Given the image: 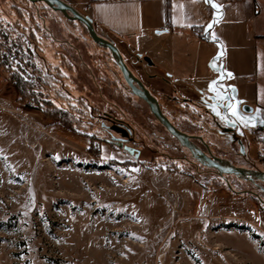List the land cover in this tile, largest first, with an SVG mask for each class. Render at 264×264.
<instances>
[{"label":"rangeland","instance_id":"374dc122","mask_svg":"<svg viewBox=\"0 0 264 264\" xmlns=\"http://www.w3.org/2000/svg\"><path fill=\"white\" fill-rule=\"evenodd\" d=\"M0 22L1 62L24 75L40 66L32 37L51 65L60 56L73 65V96L112 113L108 55L83 26L23 0H0ZM17 98L4 66L0 264H264V208L252 198L149 171L103 141L108 133L70 134Z\"/></svg>","mask_w":264,"mask_h":264},{"label":"flooded vegetation","instance_id":"af4514ba","mask_svg":"<svg viewBox=\"0 0 264 264\" xmlns=\"http://www.w3.org/2000/svg\"><path fill=\"white\" fill-rule=\"evenodd\" d=\"M109 41L140 84L141 88L133 82L136 88L153 99L161 121L150 110L147 101L133 94L106 50L102 53L108 55L112 113L96 115L93 111L96 128L85 134L65 129L73 135L108 133L111 140L103 141L126 153L133 163H143L149 171L164 167L173 174L188 172L191 177L202 179L205 189L217 191L225 187L227 192L249 196L257 206L264 208V181L220 174L214 168L201 165L167 130L174 129L183 134L192 152L205 163L207 158L211 162L223 161L234 167L264 173V117L260 113L255 115L254 108L249 105L252 111H245L246 105L237 93L234 77H226L219 69L215 76L190 74L184 78L178 75L176 66L159 61L160 52L154 46V38L130 39L124 46ZM161 44L162 52L170 53L171 41L165 40ZM213 81L215 84L210 91L209 84ZM232 104L236 105L238 115L250 114L255 119L246 123L232 116L229 110Z\"/></svg>","mask_w":264,"mask_h":264},{"label":"crops","instance_id":"0c3cea01","mask_svg":"<svg viewBox=\"0 0 264 264\" xmlns=\"http://www.w3.org/2000/svg\"><path fill=\"white\" fill-rule=\"evenodd\" d=\"M62 1L88 16L107 40L124 46L154 38L159 61L176 66L184 78L221 69L236 80L243 104L264 110V0ZM165 40L171 41L168 54L160 49Z\"/></svg>","mask_w":264,"mask_h":264},{"label":"trees","instance_id":"16d2710c","mask_svg":"<svg viewBox=\"0 0 264 264\" xmlns=\"http://www.w3.org/2000/svg\"><path fill=\"white\" fill-rule=\"evenodd\" d=\"M23 1L29 2L28 0ZM0 23L2 24V22ZM41 34L44 35V41H52L46 36L45 30ZM28 42L30 43L28 48L30 49L32 44L35 52L31 58L33 59L35 56L41 63L40 66L33 64L35 67L33 65L30 67V73L26 72L24 75L18 69L14 71L13 66H7L6 61L1 62L0 59V72L4 66L8 68L9 80L17 90V100L28 109L43 114L45 119L50 122L69 128L73 133L85 134L93 131L96 128L93 116L94 108L85 106L84 102L73 96L67 88V82H70V86L73 87L70 78L73 73V65L62 56L58 57L57 64L51 65L47 59L48 56L44 55V49L38 45L36 39L30 37ZM7 50L11 51L9 48ZM101 50L106 51L103 48Z\"/></svg>","mask_w":264,"mask_h":264},{"label":"water","instance_id":"95a60500","mask_svg":"<svg viewBox=\"0 0 264 264\" xmlns=\"http://www.w3.org/2000/svg\"><path fill=\"white\" fill-rule=\"evenodd\" d=\"M27 1V0H26ZM32 4H37V3H43L45 4L51 11L53 12H59L62 14V16L69 20V21H75L80 23L82 26H84L88 38L94 43L97 47L103 48L108 50V52L111 54L112 59L119 68L122 77L124 81L128 84L130 89L132 90L133 94L135 96H138L141 99H144L147 101V103L150 106V110L156 115V117L161 121V118L159 116V112L156 109V105L153 101V99L147 94L145 91H141L140 89L136 88V86L133 84V82H137L136 79L134 78L133 74L129 71V69L125 66L121 54H119L118 49L107 39L104 37H100L96 31L94 26L92 25V21L88 16L82 15L80 12H78L74 7L68 5L66 2L62 0H28ZM138 83V82H137ZM139 87L141 88L140 84L138 83ZM245 111H252V108L249 106H244ZM171 135L175 138L178 139L179 142L186 148L190 150L191 153H193V156L201 163L203 166H208L211 168L216 169L220 174L221 173H226V174H231L234 176H238L243 178L244 180H250V178H256L261 181H264V173L257 172L254 170H246L244 168H240L237 166H232L231 164L223 161H219L218 163L211 162L209 159L206 158L207 162L205 163L202 158L196 154L195 152H192L191 147L186 141V137L178 132L177 130L175 131L174 129H167ZM125 150H128L126 147H124Z\"/></svg>","mask_w":264,"mask_h":264},{"label":"snow or ice","instance_id":"6c2138e0","mask_svg":"<svg viewBox=\"0 0 264 264\" xmlns=\"http://www.w3.org/2000/svg\"><path fill=\"white\" fill-rule=\"evenodd\" d=\"M212 7L216 8L217 6L215 4H213ZM213 39H215V36H213ZM214 84H215V81H213L212 83L209 84V90L210 91L213 90V85ZM213 110L215 111V107H213ZM229 110L231 111L232 116H234L237 119H240L242 121H245L246 123L255 119V117L245 118L243 116L238 115V113L236 111V105L235 104L229 105ZM217 115H219V113H217Z\"/></svg>","mask_w":264,"mask_h":264},{"label":"built area","instance_id":"2783aa9c","mask_svg":"<svg viewBox=\"0 0 264 264\" xmlns=\"http://www.w3.org/2000/svg\"><path fill=\"white\" fill-rule=\"evenodd\" d=\"M195 36H196V37H198V38H200V39L204 38V36H203V35H201V34H198V33H195Z\"/></svg>","mask_w":264,"mask_h":264}]
</instances>
